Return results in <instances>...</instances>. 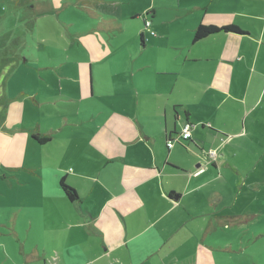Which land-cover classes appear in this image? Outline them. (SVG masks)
<instances>
[{
  "label": "crops",
  "instance_id": "1",
  "mask_svg": "<svg viewBox=\"0 0 264 264\" xmlns=\"http://www.w3.org/2000/svg\"><path fill=\"white\" fill-rule=\"evenodd\" d=\"M255 1L178 0L182 15L192 16L188 43L167 45L160 36L149 45L141 28L138 49L126 47L131 54L121 63L128 71L119 78L112 55L123 53L122 45L112 39L109 45L97 28H88L80 34L82 58L63 75L69 83L61 82L64 109L76 102L84 108L56 112L58 126L36 122L26 132H13L15 121L2 123L0 151L10 152L16 141L49 148L55 132L75 128L98 153L89 166L75 160L52 177L64 209V246L58 259L54 249L43 255L37 249L27 259L31 264H48L47 255L50 264H247L248 257L259 264L246 243L248 228L259 229L249 241L264 238V11ZM156 10L149 5L145 13L131 14L142 16L146 29ZM101 19L103 30L105 22L119 20ZM200 24L238 30L195 41ZM179 40L185 41L183 35ZM148 53L152 57L143 58ZM106 65L113 76L103 80L95 68ZM49 80L56 82V75ZM186 123L192 138L168 147ZM34 135L51 139L40 143ZM210 149L219 157H204ZM30 159L31 165L19 158L8 164L19 189L23 175L30 176L26 185L36 178L44 183L54 165L49 158ZM62 177L78 192L70 204Z\"/></svg>",
  "mask_w": 264,
  "mask_h": 264
},
{
  "label": "rangeland",
  "instance_id": "2",
  "mask_svg": "<svg viewBox=\"0 0 264 264\" xmlns=\"http://www.w3.org/2000/svg\"><path fill=\"white\" fill-rule=\"evenodd\" d=\"M163 1L167 0H0V128L6 120L8 127L17 122L13 132H26L36 122L39 125L52 123L58 126L53 119L56 112L63 114L65 110L84 108L82 102H76L72 103L71 108L64 109L65 86L61 82L69 83V79L63 75L70 72L69 76L74 72L73 67H77L74 62L82 58L80 34L88 28H97L96 32L109 40V45H112L111 39L117 43L116 46L122 45L118 49L123 53L112 55V60L118 64L112 69L115 72L113 75L118 78L121 77L120 72L128 71L121 61L131 54L126 47L132 49L133 53L138 49L141 28L146 32L149 45L153 41L150 39L160 36L167 45L187 44L185 38L192 35V16L182 15L184 9L176 5L178 0H168L173 4H163ZM255 2L262 3L264 11V0ZM149 5L155 6L158 12L153 25L144 29L141 25L143 17H133L132 14L136 11L145 13ZM101 18L119 19L116 22L124 29L116 27L115 21H109L104 23L103 30L99 28ZM151 32L154 34L149 36ZM182 35L185 41L179 40ZM152 55L148 53L143 58H151ZM107 66L110 65L102 70L95 68V73L102 71L105 74L103 80L113 76ZM55 75L57 81L52 83L49 78ZM50 97L56 100H49ZM92 102L95 104L94 99ZM82 140L75 133V128L66 132L61 129L55 132L54 144L49 148L35 147L28 140L29 144L23 143L22 146L21 141H16L17 145L10 152L5 149L0 151V160L4 159V162L0 161V264H31L27 259L35 255L37 249L42 250V255L54 249L53 254L58 259L57 254L62 252L64 246L61 223L64 209L52 177L56 179L58 168L61 167L63 173L69 164H76L75 160L82 161L85 166L95 162L96 149ZM31 157L40 158L38 163L47 162L49 158L54 165L47 171L44 183L36 178L26 185L24 182H28L30 176L23 175L22 188L19 189L16 186L18 180H11L15 168L8 164L19 158L24 164L31 165L34 163ZM12 183L13 187H10ZM63 196L70 204L64 193ZM18 214L19 227L16 228L15 218ZM254 230L259 229H247L248 252H256L254 257L259 264H264V238L262 241H249L250 232ZM2 254L8 257L3 262ZM47 257L50 264V255ZM252 263L253 260L248 257L247 264Z\"/></svg>",
  "mask_w": 264,
  "mask_h": 264
},
{
  "label": "trees",
  "instance_id": "3",
  "mask_svg": "<svg viewBox=\"0 0 264 264\" xmlns=\"http://www.w3.org/2000/svg\"><path fill=\"white\" fill-rule=\"evenodd\" d=\"M146 20H149V19H146ZM221 30H223V31L224 30L225 31H235V30H238V28L236 26L217 27L214 25L200 24L195 31L194 39H195V41H197V40H200V39L207 37L210 34H213L215 32L221 31ZM144 40H145V36H144V34H142L141 35V42H144ZM178 134L179 133H177L176 135H178ZM34 138L36 140H38L40 143H46L51 139L49 137L48 138L47 137H39L38 135L37 136L34 135ZM60 187H61L62 191L64 192V194L71 201H76L79 199L77 190L66 183L65 177H62L60 179Z\"/></svg>",
  "mask_w": 264,
  "mask_h": 264
},
{
  "label": "built area",
  "instance_id": "4",
  "mask_svg": "<svg viewBox=\"0 0 264 264\" xmlns=\"http://www.w3.org/2000/svg\"><path fill=\"white\" fill-rule=\"evenodd\" d=\"M146 27H149L151 25L150 20H146L145 23ZM154 34V32H152ZM192 124L186 123L181 131V133L176 137L171 139L169 146L172 147L174 145V140L181 139V140H187L192 138ZM224 139V138H223ZM204 157L210 160H214L219 157V152L216 149H210L208 151H203Z\"/></svg>",
  "mask_w": 264,
  "mask_h": 264
},
{
  "label": "water",
  "instance_id": "5",
  "mask_svg": "<svg viewBox=\"0 0 264 264\" xmlns=\"http://www.w3.org/2000/svg\"><path fill=\"white\" fill-rule=\"evenodd\" d=\"M146 23V22H145Z\"/></svg>",
  "mask_w": 264,
  "mask_h": 264
}]
</instances>
